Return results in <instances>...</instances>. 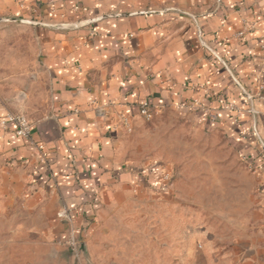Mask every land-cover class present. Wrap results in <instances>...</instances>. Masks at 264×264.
<instances>
[{"label":"crops","instance_id":"0c3cea01","mask_svg":"<svg viewBox=\"0 0 264 264\" xmlns=\"http://www.w3.org/2000/svg\"><path fill=\"white\" fill-rule=\"evenodd\" d=\"M0 19L27 24L37 56L22 84L48 90L33 121L0 88V264H81L86 253H58L70 224L57 213L73 210L87 246L106 207L143 181L122 144L146 101L235 155L213 177L221 228L192 227L189 260L201 245L206 262L264 264V0H0ZM8 112L32 121L29 138L3 127Z\"/></svg>","mask_w":264,"mask_h":264},{"label":"rangeland","instance_id":"374dc122","mask_svg":"<svg viewBox=\"0 0 264 264\" xmlns=\"http://www.w3.org/2000/svg\"><path fill=\"white\" fill-rule=\"evenodd\" d=\"M26 25L0 24V88L35 121L48 110V90L44 78L32 89L22 84L37 56L35 38ZM125 131L123 154L143 169L144 178L106 207L88 237L81 264H223L206 262L201 245L198 261H190L187 244L192 227L199 232L207 225L216 231L221 228L222 204L213 177L229 172L231 167L222 160L235 155L222 148L220 136L171 110L154 111L150 119L140 115ZM146 175H151L150 183ZM59 247L60 255L72 259L67 247ZM217 248L220 254L221 247ZM46 250L39 246L38 254ZM37 264L50 263L39 257Z\"/></svg>","mask_w":264,"mask_h":264},{"label":"built area","instance_id":"2783aa9c","mask_svg":"<svg viewBox=\"0 0 264 264\" xmlns=\"http://www.w3.org/2000/svg\"><path fill=\"white\" fill-rule=\"evenodd\" d=\"M245 31H239L237 33V37L239 39H243ZM154 109L149 102H144L141 105L140 115L143 117L150 119L153 116ZM3 127L8 128L10 124H13L15 127V132L17 135L29 138L32 131V121L23 114H15L12 112H8L5 118L1 121ZM124 124L127 128H130L131 122L129 119H124ZM38 150L42 160H45L43 155V145H37ZM58 218L65 219L69 222L70 227L67 232V236L62 244L67 247L74 255L80 256L82 253L80 252L82 243H85L80 238L81 230L75 224V215L71 208L67 206H63L60 211L57 213Z\"/></svg>","mask_w":264,"mask_h":264},{"label":"water","instance_id":"95a60500","mask_svg":"<svg viewBox=\"0 0 264 264\" xmlns=\"http://www.w3.org/2000/svg\"><path fill=\"white\" fill-rule=\"evenodd\" d=\"M6 20H10V19H0V22L1 21H6ZM80 252L83 253V254L86 253V243H82Z\"/></svg>","mask_w":264,"mask_h":264},{"label":"trees","instance_id":"16d2710c","mask_svg":"<svg viewBox=\"0 0 264 264\" xmlns=\"http://www.w3.org/2000/svg\"><path fill=\"white\" fill-rule=\"evenodd\" d=\"M146 176H147L146 181L150 183V182L152 181V180H151V175H146Z\"/></svg>","mask_w":264,"mask_h":264}]
</instances>
